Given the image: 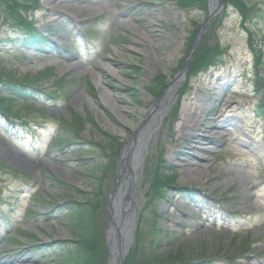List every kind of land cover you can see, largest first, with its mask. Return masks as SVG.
<instances>
[{
    "label": "rangeland",
    "instance_id": "obj_1",
    "mask_svg": "<svg viewBox=\"0 0 264 264\" xmlns=\"http://www.w3.org/2000/svg\"><path fill=\"white\" fill-rule=\"evenodd\" d=\"M75 1L67 0V8ZM246 1L256 8L245 24L233 8H222L206 21L207 13L181 10L173 0H110L111 13L76 26L60 0H0L2 75L31 80L42 90H55L56 96L55 101H34L44 113L29 110L22 98L10 104L19 121L32 126L19 127L18 134L0 114V208L5 215L0 218V264H65L53 250L73 239L65 203L81 202L98 185L93 251L98 264H110L104 235L121 146L155 103L161 104L160 123L132 186L137 218L131 247L140 215V239L146 246L157 229L173 242L158 248L161 257L169 258L177 248L190 261L264 264V114L252 113L264 103V0ZM14 3L29 19H45L39 27L53 26L44 51L22 44L20 26L9 15ZM196 23L202 35L195 52L202 49L185 78L179 71ZM84 31L91 33L84 37ZM207 58L216 66L204 69ZM56 61L58 67L50 65ZM192 61L193 56L189 65ZM46 70L53 76L40 78ZM256 72L263 82L257 90ZM81 91L87 98L78 105L73 98ZM73 113L93 121L78 136L65 128L64 120ZM213 120L220 126L212 127ZM113 142L121 146L111 157ZM11 149L38 167L15 162L20 167L10 172L13 167L5 160ZM251 159L259 184L247 164ZM168 174L175 179L163 189L165 197L144 206L157 177ZM153 205L159 217L154 221ZM27 238L33 243L40 239L39 249L28 246Z\"/></svg>",
    "mask_w": 264,
    "mask_h": 264
},
{
    "label": "trees",
    "instance_id": "obj_2",
    "mask_svg": "<svg viewBox=\"0 0 264 264\" xmlns=\"http://www.w3.org/2000/svg\"><path fill=\"white\" fill-rule=\"evenodd\" d=\"M176 5L184 11H203L205 14L207 13V1L208 0H173ZM225 5V11L228 8H233L235 12L239 14L241 17V21L243 24L246 21L250 22V16H248L251 10L255 9V3L248 2L246 0H222ZM34 7L36 4L34 2ZM10 9V17L13 21H15L16 25L22 26L26 29L27 35L33 36L31 32V21L27 18L25 14L22 13V7L18 4L14 3L8 6ZM264 8V7H263ZM258 10H262V8H258ZM226 17V13L223 14V18ZM195 24V23H194ZM199 24L196 23L192 33L190 34V42L192 43L196 37L197 30L199 29ZM24 41L26 46H33L40 48L46 42L45 37L39 35V37L34 36L33 38H29ZM204 38V37H202ZM202 46V45H201ZM191 48V46H189ZM188 48V50H190ZM202 49L199 47L195 54L193 55V61L189 65L188 74H191L194 68H196V63L198 59L196 56L197 52ZM188 54V53H187ZM186 54V55H187ZM186 57V56H185ZM195 60V61H194ZM214 63V60L211 58L205 59L202 62V66L204 68L208 65ZM200 66H197L199 68ZM47 71L44 73H40L39 77L43 78L46 75ZM256 82L255 89L257 90L259 85L258 82H261L260 86H263V82L256 72ZM0 84L3 87V90L0 91V114L8 115L10 118H14L16 116L13 114L10 104L14 103L18 98H22L25 101V105L29 110H38L44 113L43 108H36L34 105V101L39 98L40 91L32 85L31 80H14L11 77H5L2 75L0 70ZM163 84V83H162ZM162 84H159L160 87L156 92V96L159 94ZM5 93V96L2 95ZM258 112L260 114H264V103L258 105ZM65 128L67 131L74 132L75 136L87 126L89 123H93L91 117H84L80 114L73 113L71 119H65ZM115 141L116 139L113 138ZM120 143L113 142L110 150V156H116L118 154ZM2 160L0 159V165ZM104 173V172H103ZM175 177L172 174L165 175L161 178L155 180V184L152 186L151 195H149L148 199L145 200V205L149 206L154 203L156 199L161 195V190L169 186L173 183ZM101 180V179H100ZM61 187L65 186L64 183H58ZM100 195L101 189L98 185L95 190L91 192V195L86 197L85 199L78 200H68L65 205V210L68 211V221L69 225L72 228L73 239L71 243L67 245V243H59L53 249L58 252V258L61 259L65 264H98V260L94 255L93 251V243L94 238H92V217L95 211L99 208L100 205ZM151 217L154 219L157 217V212L155 209V205L151 206ZM153 219V221H154ZM139 217V223H140ZM159 229L156 230V234L149 239V244L146 246L144 242L141 241V233L140 227L137 228V238L133 247H131L128 255L124 260V264H194L188 260L183 259L181 256L184 253L182 249L177 250L175 252L169 254V258L161 257L160 254L157 253L158 248L162 245L173 246V242H171L169 236L167 234L161 235L157 234ZM205 263V262H203ZM201 263V264H203Z\"/></svg>",
    "mask_w": 264,
    "mask_h": 264
},
{
    "label": "bare ground",
    "instance_id": "obj_3",
    "mask_svg": "<svg viewBox=\"0 0 264 264\" xmlns=\"http://www.w3.org/2000/svg\"><path fill=\"white\" fill-rule=\"evenodd\" d=\"M63 1V2H62ZM60 0V5L62 6L61 9L64 10L66 13L67 10H70V8H67V0ZM212 8V7H211ZM70 15V12L68 13ZM69 15L68 18L70 17ZM80 19H82L80 17ZM83 20V19H82ZM76 65V64H75ZM71 66V64H69ZM174 85V84H173ZM171 90L169 88L166 93H168ZM87 98V95L84 91H81L79 94H76L73 98L74 102L78 105H81L83 101ZM161 104L155 103L150 110L144 111L143 115H141V126L139 127L137 133L133 137V139L129 140V142L125 145L122 151V159H121V165H120V181H119V188L117 193L115 195L113 194V202L115 203L116 208L113 211V228L115 230L113 234L111 233L109 241L112 244V242L116 241V238L119 237V234H116V228L121 229L123 222L126 221L125 214L127 215L128 220L130 222L134 223L135 220V214H136V205L134 199V190L131 192V198L133 200H129V197L126 193L130 194L128 192V188L133 186L134 180L136 178L135 174L136 171L141 167L142 165V159L145 151L148 149L150 137L156 133V130L159 126V114L161 112ZM188 121V120H187ZM205 119L202 120L200 123L201 125L205 124ZM184 125L185 122H184ZM210 126V125H209ZM212 127L220 126V122L213 120L211 121ZM179 130L174 129L173 132H178ZM211 140V139H210ZM9 158L18 163H22L25 165H31L35 168H37V164L35 162L29 161L24 156L19 155V153L11 152L8 154ZM60 170L64 173L66 172V169L60 168ZM126 212V213H125ZM114 241V246H115ZM111 253H110V264H116L117 260V254H116V247L113 248L111 245Z\"/></svg>",
    "mask_w": 264,
    "mask_h": 264
},
{
    "label": "water",
    "instance_id": "obj_4",
    "mask_svg": "<svg viewBox=\"0 0 264 264\" xmlns=\"http://www.w3.org/2000/svg\"><path fill=\"white\" fill-rule=\"evenodd\" d=\"M208 6H209L208 18H211L214 15H216L223 8V4H222L221 0H209ZM200 34H201V29L198 31V35H197L196 40L193 43L192 50L190 51V53L188 55V59L186 60V62L184 64V67L182 68L180 73H184L185 72L187 64H188V61H189V58L191 57L192 51L194 50L195 46L199 42ZM134 136H135V134L132 135L126 141V143H128L129 140L133 139ZM119 159H120V161L122 159V149H121V154H120ZM8 163L13 164V162L11 160H8ZM119 176H120V171L116 175L113 189L110 192V194L108 195L107 209H108L109 215H108V224H107L106 231H105V239H106V244L108 246L109 256H110V253L112 252L111 251V245H112L113 248L116 247V251H117L116 252V254H117L116 264H123L124 258L128 254L130 245H131V243L133 241V234H134V232L132 231L133 222H130V220H128L129 217H127L126 214H125L126 221L123 222V225H122L121 229L116 228V234H119V237L116 238V241L114 239L115 246H114V241L112 242V244L109 241V238L111 236L110 234L111 233L113 234V232H114L112 230H115L113 228V222H114V218L115 217H113L112 215H113V211L116 208V206H115V203L113 202V197H114L113 194L115 195V193H117V191H118L119 181H120V177ZM128 192L130 194H128V193H126V194L128 195L129 200H132L130 187L128 188ZM110 258H111V256H110ZM109 262H110V260H109Z\"/></svg>",
    "mask_w": 264,
    "mask_h": 264
}]
</instances>
